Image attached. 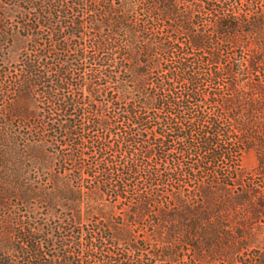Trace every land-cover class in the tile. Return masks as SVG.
I'll return each mask as SVG.
<instances>
[{
  "label": "trees",
  "instance_id": "obj_1",
  "mask_svg": "<svg viewBox=\"0 0 264 264\" xmlns=\"http://www.w3.org/2000/svg\"><path fill=\"white\" fill-rule=\"evenodd\" d=\"M0 264H264V0H0Z\"/></svg>",
  "mask_w": 264,
  "mask_h": 264
},
{
  "label": "rangeland",
  "instance_id": "obj_2",
  "mask_svg": "<svg viewBox=\"0 0 264 264\" xmlns=\"http://www.w3.org/2000/svg\"><path fill=\"white\" fill-rule=\"evenodd\" d=\"M252 163V161L250 160V161H247V164H251Z\"/></svg>",
  "mask_w": 264,
  "mask_h": 264
}]
</instances>
